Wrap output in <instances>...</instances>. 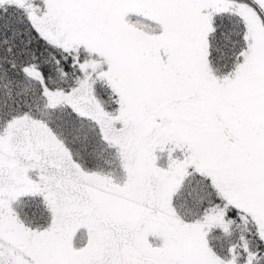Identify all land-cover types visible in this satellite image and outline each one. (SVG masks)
Instances as JSON below:
<instances>
[{
  "label": "snow or ice",
  "instance_id": "1",
  "mask_svg": "<svg viewBox=\"0 0 264 264\" xmlns=\"http://www.w3.org/2000/svg\"><path fill=\"white\" fill-rule=\"evenodd\" d=\"M0 264H264V0H0Z\"/></svg>",
  "mask_w": 264,
  "mask_h": 264
}]
</instances>
